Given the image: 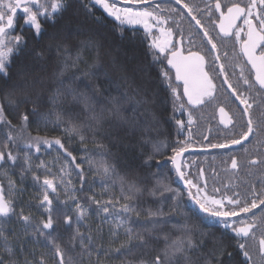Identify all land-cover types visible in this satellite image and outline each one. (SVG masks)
Instances as JSON below:
<instances>
[{"label": "trees", "instance_id": "1", "mask_svg": "<svg viewBox=\"0 0 264 264\" xmlns=\"http://www.w3.org/2000/svg\"><path fill=\"white\" fill-rule=\"evenodd\" d=\"M96 11L102 16L98 25L86 20L84 10L73 0L71 7L57 19L55 24L44 22V32L41 36H36L30 27H24L23 35L27 44L22 46L19 55L13 58L9 72L10 78L0 80V103L5 108V120L11 122V127L5 122H0V150L6 153L11 151L14 155L19 154L21 157L14 167L7 164L0 167V184L5 188V195H8V180L15 181L16 191L12 193V199L16 213L19 214L23 210L25 215H30L36 224H40L48 215L45 208L40 205L43 196L42 180L45 175H49V178L59 177L61 167L68 165L71 175L65 179H70L71 184L67 187L58 185L56 193L49 190L50 199H52V215L55 221L54 229L50 231L54 237H57V243L65 250V264H96L98 254L101 264H123L125 259L135 264L141 259H154L162 252L164 241L163 239L153 240L148 233H143L141 226L151 228L147 210L154 211L157 208H161L165 214L173 215L174 219L172 223L158 226L155 229L156 233H170L173 237L179 235L173 225L184 221L187 217L198 233L207 234L203 237L200 235L196 237L197 240L201 238L204 240L201 251L207 252L208 249L217 247L222 241L228 246L227 251L233 252L231 258L227 255L223 257L225 264H229V261L230 264H241L242 257L234 248L235 242L232 234L199 211L188 196L187 188L175 174L173 165L167 159L172 155L171 148L177 140L186 142L190 148L209 147L210 144L219 143L220 126L216 111L218 100L207 106L191 110L193 118L191 125H188V112L184 111L181 114L180 110H176V118L185 121V128L178 133V125L172 119L173 103L170 92L166 84L162 83L160 66L154 64L149 53L150 37L147 38L146 43L145 30L127 25L121 32L116 27L118 22L107 17L100 9ZM18 24H23V19H20ZM19 31L17 27L16 33L18 34ZM66 32L71 33L72 36L73 59L76 55L77 41H86L90 38L98 40L102 45L99 59L96 58L93 50L83 49L82 59L76 62L75 66L70 63L65 67L63 60L57 58L54 51H48V45L58 42ZM41 51L44 53L42 59L36 56V53ZM172 71L174 73V70ZM25 79L36 81L35 86L29 90V102L27 103L23 102L24 93L19 90L12 91V85H20ZM137 88L141 91L146 89L148 99L152 102L138 103L140 97L135 95ZM80 94L91 98L92 106L97 113L103 110L102 124L97 125L92 121L91 111L73 100V95ZM112 97L120 100L118 115H114L109 110L111 108L109 100ZM34 108L38 113L47 114V124L44 123L42 116L37 117L30 114ZM56 112L62 114L59 126L56 125ZM22 114H29V121L23 133L20 132ZM134 121L138 122L135 128L132 127ZM72 124L79 126L84 136L83 141L79 134L67 135L65 133L64 129L71 128ZM9 131L13 136L18 137L16 144L7 141ZM29 134L31 137L41 136L50 140L54 138L62 140L65 148L76 157L75 163L80 164L83 169L85 181L83 190H81V180L78 175L80 169L71 163V158L58 146L52 149L42 146L39 153H36L34 149L24 148V140L29 138ZM21 136L23 139L19 138ZM153 142H162L167 145L162 150L163 155L153 154ZM25 153L31 156L33 168L32 171L22 176L21 165ZM150 155L153 159L149 168L144 166V160ZM41 161L51 169V174L44 168L36 167ZM89 161L93 163L90 164ZM100 161H106L114 166L111 176L106 177L97 171ZM185 162L190 163L188 168ZM202 168L209 192L211 193L213 187L220 189L221 172L218 149L190 153L184 159V171L194 182L198 180L201 186L204 185L200 175ZM157 172L163 183L180 191V215L171 212L174 201L165 199L172 193L165 192L161 196L157 191L155 196L150 194L149 190L156 186V181L149 176V173ZM33 175L40 176L41 183L34 181ZM121 177L126 181L134 180L142 189L141 193L133 194L134 199L131 201L141 215L137 217L134 214L130 216L124 214L128 219L126 227L142 232L150 244L149 249H140L134 256L128 257L119 253L105 255V250L110 245L112 248L119 247L127 237L123 234V229L118 237H110V225L103 223L101 217L93 213L92 210L96 209L97 205L89 199L95 196L102 202L113 199L115 203L116 199H120V203H124L122 196L128 193L126 184L124 191L121 190ZM228 191L235 193V188L230 186ZM223 192L224 190H221L216 195L220 196ZM73 197L89 209V215L79 224L76 223L77 213ZM65 215L72 216L71 225L65 224ZM201 218H204V223H201ZM77 227L81 233L93 237V243L89 245L91 256L84 253L79 243L75 247L68 243ZM0 228L9 235L21 264L25 257L35 261L41 256L46 264H59L54 248L48 245L44 237L29 234L25 238L23 225L16 216L7 220L0 218ZM101 228L102 235L97 231ZM13 232L16 237L12 236ZM20 243L24 244L22 254L19 250ZM85 243L87 244L88 241L86 240ZM135 243L137 241H133V244ZM250 251H252L253 259L258 260V248L250 249Z\"/></svg>", "mask_w": 264, "mask_h": 264}, {"label": "snow or ice", "instance_id": "2", "mask_svg": "<svg viewBox=\"0 0 264 264\" xmlns=\"http://www.w3.org/2000/svg\"><path fill=\"white\" fill-rule=\"evenodd\" d=\"M73 0H0V80L9 79V72L13 62V58L22 50V46H26L27 41L23 35L25 26L30 27L36 36H41L44 32V22H51L55 24L57 19L63 13L68 11ZM80 8L84 10L86 20H90L92 24L98 25L102 19L96 9L102 10L107 17L113 18L116 27L123 31L125 25H142L145 30L146 37H151L148 44L149 53L153 58L154 64L160 66V76L162 83L166 84L170 92L173 103V116L176 125H178L177 132L180 133L185 128V121L177 119L175 111L180 110L181 114L184 111L188 112V125L193 123L192 111L201 106H207L218 100L217 93L221 92L224 100L227 103H236L237 115L242 123L240 124L239 132L231 133L230 137L223 143L210 144L211 148L230 149L232 146L239 145L245 153L248 148L244 147L245 143L264 146V0H231L230 4H221L220 0L215 2V12L219 13L216 20L212 21L214 25L213 30L218 27L219 31L214 38L208 28H206L201 20L193 14V7L184 3V0H175V4L182 5L183 9L187 10L188 16L195 21L198 29L202 30L196 32V36L201 39V47L206 48V55L201 54V51H193L195 46V39L189 35L188 43L190 46L185 55L183 47H177L173 40L174 31L173 25L177 32L175 35L180 36V44L184 42L182 30L179 25L173 21L171 15H164L165 11L169 13L179 12L176 8L168 7L167 9L161 7L158 0H75ZM181 18L184 13L180 12ZM211 18L213 12L208 11ZM23 19V24H18V21ZM242 20V25L238 21ZM246 26V30H245ZM19 27L20 31L17 34L16 29ZM83 29H81L82 31ZM158 32V35L154 33ZM91 31V29H89ZM232 37L235 44L239 45V52L234 55L243 59L242 64H237L235 67L240 68L235 84L230 79L229 73L226 70L225 64L222 62V56L218 49L216 39ZM55 39V38H54ZM72 36L71 33L66 32L58 42L48 45V51L55 53L57 58L63 60L64 66L67 67L71 63L75 66L76 62L82 59V50L89 49L95 52V56L99 59L100 48L102 45L98 40L88 39L86 41H77L76 55L73 59L72 54ZM38 58H43L44 53L37 52ZM207 57H211V61ZM223 59H228V53H223ZM166 62V63H165ZM250 66V67H249ZM247 69V74H245ZM174 70V73L173 71ZM62 74V73H61ZM233 75H236L233 72ZM220 81L219 86L215 82ZM36 81L25 79L20 85H12V91L19 90L24 93V103L29 102L28 93L31 88L35 86ZM248 93V95H246ZM135 95L140 97L138 103H151L148 99V92L146 89L141 91L137 88ZM73 100L82 105L85 109L91 111V120L97 125L102 124L104 120L103 110L96 112L92 106L91 98L87 95H73ZM7 99V97H5ZM238 102V103H237ZM11 103V101H9ZM111 108L109 109L114 115L120 112V100L112 97L109 100ZM255 105V107H254ZM242 106V107H241ZM220 123L227 127L233 125V117L230 116L223 106H219ZM258 113V115H255ZM33 116L41 117L44 123L47 124V114L38 113L35 108L30 113ZM56 125L59 126L62 120V114L56 112ZM29 121V114L21 115L20 132L26 130V125ZM0 122H5L11 127V122L5 120V108L0 103ZM71 123V122H70ZM136 121L132 122V127L137 126ZM65 133L71 135L73 133L79 134L81 141L84 140L80 128L76 124H72L71 128H65ZM23 139V136L19 137ZM17 136H13L11 131L7 134V141L16 144ZM42 146L52 149L58 146L62 149L68 157L71 158V163L75 164L77 169H80L78 175L81 180V190H83L84 175L81 165L75 163L76 157L65 148L64 143L60 138L48 139L47 137L35 136L24 140L23 147L27 149H34L36 153L41 151ZM7 147V145H5ZM167 147L162 142H153L152 150L154 155H163V149ZM189 145L186 142L177 140L171 148L172 155L167 159L173 165L174 172L180 180L184 182L187 187L188 196L195 202L199 209L206 215V217L215 221L222 226L223 229L228 230L232 234L234 240V248L242 257L241 264H264V178L261 179V189L256 190L255 184H250V192L246 196H241L239 193L233 195H220L219 188L213 187L211 193L207 190V182L201 186L197 180L188 177V173L184 171V165L181 162V157L187 151ZM153 156L150 155L144 160L145 167H151ZM21 160L19 154L14 155L11 151L7 153L0 150V167L7 164L14 167L18 161ZM89 163H93L89 161ZM249 163L255 165L256 160H251ZM264 164V161H260ZM159 165V162H157ZM231 169L237 170L240 165L235 156L231 159ZM37 168H44L46 172L51 174V169L43 162L36 165ZM33 164L31 156L25 153L21 165V175L32 171ZM97 171L104 176H111L114 171V166L108 164L106 161L98 163ZM251 175V173H249ZM71 175L68 165L61 167L59 177L45 175L42 180L43 196L40 205L45 208L48 213L47 218L42 220L40 224H36L30 215H25L23 210L19 214L16 213L12 193L16 191L15 181L9 179L7 191L5 195V188L0 184V218L5 220L16 216L18 221L23 225V234L25 238L29 234L33 236H41L48 242V245L54 248L55 256L59 258V264H65V250L57 243V237L52 235L50 230L54 229L55 221L53 219L52 199H50L49 190L52 193L57 192L58 185L71 184V180H66V177ZM200 175L203 176V170ZM149 176L154 178L156 186L150 189V194L155 196L157 191L161 196L163 193H172L170 199L174 201L171 212L180 215L179 212V198L181 193L178 189H174L169 184L163 183L159 178V173H149ZM34 181L41 183L40 176L33 175ZM121 190L124 191L125 184L127 185V193L122 196L124 203H120V199H108L102 202L95 198L89 199L97 205V208L92 210L93 213L101 217L105 224H109L110 237L116 238L119 236L121 229L123 234L127 237L126 241H122L119 247L112 248L111 245L105 250V255L119 253L125 257L134 256L140 249H149V241L145 238L143 233L148 235L156 241L163 239L164 248L162 252L157 254L154 259H141L135 264H225L223 257L227 255L229 258L233 256V252L227 251V245L222 241L217 247L208 249L207 252L201 251L204 240L196 239L197 235L201 237L207 235L206 233H198L195 226L190 224V219L185 218L182 222H177L173 225L179 235L173 237L170 233H156L155 229L158 226L172 223L174 216L165 214L161 208L156 210H147V216L151 228L143 227V233L134 231L130 227H126L128 219L124 214L139 217L141 212L131 203L136 193H141L142 189L137 186L136 182L126 181L123 177L120 178ZM193 189L195 191H193ZM22 191V189L20 190ZM75 202V210L77 213L76 223L79 224L87 215L89 209L81 205L72 198ZM119 209L117 210V205ZM259 210L255 212L254 210ZM66 225L73 223V218L70 215L64 216ZM204 218H201V223H204ZM49 230V231H46ZM102 235V228L98 229ZM259 232V235H258ZM13 237L16 234L12 233ZM18 239V238H17ZM88 241L86 244L85 241ZM133 241L137 243L133 244ZM69 245L75 247L79 243L84 253L91 256L89 245L93 243L91 235H85L76 228L73 235L70 236ZM258 248V260L253 259V254L250 249ZM0 264H21L17 257L16 251L13 247L9 235L0 228ZM21 254L24 250V244H19ZM7 257V258H5ZM23 264H46V261L41 256L38 260H29L24 258ZM96 264H101L98 258ZM123 264H133V262L125 259ZM230 264V261H229Z\"/></svg>", "mask_w": 264, "mask_h": 264}, {"label": "flooded vegetation", "instance_id": "3", "mask_svg": "<svg viewBox=\"0 0 264 264\" xmlns=\"http://www.w3.org/2000/svg\"><path fill=\"white\" fill-rule=\"evenodd\" d=\"M158 2L161 3V7L167 9L168 7L176 8L179 10V12L175 13H169L165 11L164 15H171L173 21H175L179 25V29L182 30L183 36H184V42L181 45L180 44V36L175 35L177 32L176 27L173 25V31L174 36L173 40L176 42L177 47H183L185 55L187 54V51L189 47H192L188 43V37L191 35L195 39V46L192 47L193 51H201V54L206 55V48L201 47V39L199 36H196L197 31L202 30L198 29L195 25V21L191 19L190 16L187 14V10L183 9L182 5L175 4V0H158ZM215 2L216 0H184V3L189 4L190 7H193L194 11L193 14L197 16L198 19L201 20V23L209 29L213 37H216V33L219 31L218 27L213 30L214 25L212 24V21L216 20V17H218L219 13L215 12ZM221 4H230L231 0H220ZM246 2V0H245ZM209 9L212 10L213 15L211 18L208 15ZM180 12L184 13L183 18H181ZM238 24L242 25V20L237 22ZM246 30V26H245ZM217 43L218 49L222 56V62L225 64L226 70L229 73L230 79L235 84L237 76L239 75L240 68L235 67L237 64H242L244 61L242 58L237 57L234 55L235 52H239V45L235 44L234 38L232 37H226L221 39H216L215 41ZM228 53V59H223V53ZM209 61H211V57H207ZM250 67V66H249ZM233 72L236 73V75H233ZM245 74H247V69H245ZM217 85L219 86L220 81H215ZM218 106H217V115L219 111V106H223L225 108V111L233 117V125H228L225 127V125L218 123L220 126V136H219V143L225 142L226 139H228L233 132H239L240 130V124L242 123L241 119L234 115V113L237 111V105L236 103H227L224 100V96L221 92H218ZM248 95V93H246ZM238 103V102H237ZM242 107V106H241ZM255 107V105H254ZM255 115H258L256 113ZM193 142L194 138L191 136ZM244 147L248 148V152L245 153L241 146L238 145V147H232L230 149H219V165H220V177H219V187L221 190H224L221 195H233V193L229 192L228 189L230 186H233L235 188V193H239L242 197L246 196L250 192V184L256 185V190L260 191L261 189V179L264 178V164L260 163V161H264V146L256 145L254 142L252 144L245 143ZM211 147H192L188 149H194L196 150L193 153H200V152H206L204 150L210 149ZM235 156L238 164L240 167L237 170L231 169V159ZM251 160H256L257 163L255 165L249 163ZM186 168L189 167L190 163L185 162ZM203 169V168H202ZM201 169V170H202ZM251 173V175L249 174ZM209 188V186H208ZM255 212H259V210H254ZM259 235V232H258Z\"/></svg>", "mask_w": 264, "mask_h": 264}, {"label": "water", "instance_id": "4", "mask_svg": "<svg viewBox=\"0 0 264 264\" xmlns=\"http://www.w3.org/2000/svg\"><path fill=\"white\" fill-rule=\"evenodd\" d=\"M218 119H219V123H220V113H219V111H218ZM232 147H238V145H236V146H232ZM196 150H194V149H187V151L183 154V156L181 157V162H182V164H183V159H184V157H185V155H187V154H189V153H193V152H195ZM204 178V180H205V177H203ZM182 181V180H181ZM182 183L184 184V182L182 181ZM184 186L186 187V185L184 184ZM187 188V187H186ZM197 208L199 209V207L197 206ZM199 211H201L200 209H199ZM202 212V211H201Z\"/></svg>", "mask_w": 264, "mask_h": 264}, {"label": "rangeland", "instance_id": "5", "mask_svg": "<svg viewBox=\"0 0 264 264\" xmlns=\"http://www.w3.org/2000/svg\"><path fill=\"white\" fill-rule=\"evenodd\" d=\"M131 27H133V28H140V29H143V26H142V25H133V26H131ZM143 30H144V29H143ZM154 33L158 35V32H156V30H154ZM150 39H151V37H150ZM208 189H209V188H208Z\"/></svg>", "mask_w": 264, "mask_h": 264}]
</instances>
